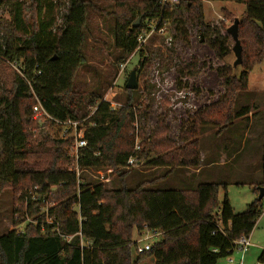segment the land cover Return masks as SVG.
<instances>
[{"label": "trees", "instance_id": "obj_1", "mask_svg": "<svg viewBox=\"0 0 264 264\" xmlns=\"http://www.w3.org/2000/svg\"><path fill=\"white\" fill-rule=\"evenodd\" d=\"M30 2L25 6L19 0H0V6L11 16L10 21H0V57L17 63L21 71L12 88L2 90L0 96V193L29 187L35 191L27 195L28 205L35 196L41 206L52 194L55 204L48 209V217L40 214L36 228L28 225L25 230L0 236V264H130L131 253L136 250L134 230L161 233V240L144 253L155 264H218L233 255L237 240L253 233L262 216L263 199L236 213L227 197L223 202L219 199L220 190H226L225 183L206 182L195 190H172L155 189L156 184L146 186L143 182L130 189L127 181L132 170H118L126 169L131 158L154 168L172 165L163 157L164 149L172 143L165 122L158 120L150 138L141 129L143 152L138 157L135 137L126 129L135 123L141 125L147 117L148 106L133 104V95H140V91L127 90L124 106L113 110L110 103L102 101L101 92L79 89L76 76L85 63L89 10L114 17L112 35L116 50L121 52L116 58L119 64L134 53H140L141 60L145 58L139 38L150 33L152 22L160 23L158 30L170 22L177 31L176 38L187 44V25H198L207 45L222 59L228 53L229 37L205 22L204 2L241 4L245 14L238 28L239 40L244 37L242 29H249H245L247 41L241 44L242 71L236 75L221 70L225 96L216 106L205 109L206 116L197 112L193 120L194 124L202 118L199 127L221 124L219 121L232 125L233 119H245L250 114L249 108L236 111L235 105L242 93L249 92L254 66L264 61V0H195L191 5L174 6H163L160 0H117L110 14L108 7L98 2L68 0L63 24L57 29L55 17L60 5L51 0ZM140 66H144L141 61ZM196 67L194 63L186 69L194 71ZM32 91L47 112L60 120H82L96 109L88 121L93 126L86 131L88 147L81 150L78 167L114 170L119 189L77 178L70 170L75 163L65 151L67 142L29 134V119L36 104ZM191 131L180 136L187 145L198 134L196 127ZM191 155L187 151L184 159ZM258 186L264 188V179ZM260 261L264 263V254Z\"/></svg>", "mask_w": 264, "mask_h": 264}, {"label": "rangeland", "instance_id": "obj_2", "mask_svg": "<svg viewBox=\"0 0 264 264\" xmlns=\"http://www.w3.org/2000/svg\"><path fill=\"white\" fill-rule=\"evenodd\" d=\"M87 1L105 5L109 14L112 13L110 9H114L117 2V0ZM19 2L25 6L31 4L30 0H19ZM51 2L60 5L55 17L54 29H57L63 24L62 14H65L64 8L68 0H51ZM193 2L195 0H180L168 6L180 3L191 5ZM244 12L245 6L234 2H204L205 22L220 30L222 35L229 37L228 53L222 59L217 57L207 45L206 36L201 33L198 25L192 23L187 25L190 38L187 44L181 38H176L177 31L170 22L163 23L161 30L157 28L158 22H152L149 26L151 31L146 34L142 45L145 58L141 60L140 53H134L125 61L116 64V58L121 52L116 50L114 45L112 35L114 17L106 16L107 14L102 17L101 12L89 10L83 46L85 63L78 70L77 87L85 91L101 92L104 96L102 101L110 103L113 110H117L123 107L128 99L129 94L125 86L131 72L136 70L139 77V88L136 91L139 90L140 95L139 93L133 95V104L135 107L143 104L148 106V109L147 117L141 125L135 123L126 129L129 136L135 137L134 152L138 157L143 152L141 129L146 131V138H150L157 130L158 120H164L168 140L172 142L164 149L167 152L163 156L172 165L154 168L140 160L134 167L118 170L121 172L132 170L133 173L127 181L130 189L136 188L143 182L147 183L146 186L150 183L156 184L155 189L172 190H195L200 183L206 182L225 183L226 190L224 188L220 190L219 199L223 202L227 197L236 213L244 212L259 198L261 186L259 187L258 184L264 179L262 164L264 61L254 66L249 77V92L242 93L235 105L236 111L249 108L248 117L233 119L232 125H224V121H219L221 124L199 127L202 118L196 119L197 122L193 124L197 112L206 116L208 112L205 109L216 106L225 96L224 79L219 76L220 71H228L236 75L242 71V65L234 68L237 60L233 52L235 41L227 34V30L236 20L239 21V27L241 26ZM10 20L9 11L0 6V21ZM27 20H31V15H27ZM244 28L249 30L247 27ZM245 29H242L244 37L240 38L243 46L247 41L245 35L248 34ZM2 36L0 33V38ZM171 50L174 52L173 56L169 54ZM140 61L144 66H140ZM194 63L197 65L194 71L186 69ZM18 66L17 63L0 57V96L2 90L12 88L16 75H19ZM29 120L30 135L34 138L67 142L65 151L72 159L71 154L75 149L73 132L64 135L58 127L50 123L41 125L43 122L34 121L32 114ZM80 121L87 129L92 126L88 118ZM195 127L198 134L192 138L191 145L181 141V133L183 131L186 133L190 128L192 133ZM158 149L161 150V147ZM149 150L150 148L146 149L145 153ZM187 151L192 155L185 160ZM70 170L77 174L75 165ZM77 178H84L92 183L106 180L101 183H104L108 189L120 188L118 176L112 169L80 172ZM34 191L35 189L29 187L23 191L8 188L0 193V236L13 230L17 232L25 230L28 225L36 228L39 225L37 218L40 214L48 217V209L55 202L51 200L54 195L52 194L51 199L43 202L41 206L37 205L38 197H31V203L28 205L27 195L33 194ZM262 206V216L250 237L252 247L244 257L240 252L234 251L233 255L220 260L218 264H241L242 261L243 264H264L260 261L264 254V198ZM147 235L146 230L133 231L132 240L136 250L133 249L131 253L130 264H155L148 254H139L137 251L139 246L144 247L148 243L152 246L161 240L159 237L140 245L139 242Z\"/></svg>", "mask_w": 264, "mask_h": 264}, {"label": "built area", "instance_id": "obj_3", "mask_svg": "<svg viewBox=\"0 0 264 264\" xmlns=\"http://www.w3.org/2000/svg\"><path fill=\"white\" fill-rule=\"evenodd\" d=\"M161 4L163 6H168L169 4H176L179 2V0H160ZM165 23V22H164ZM160 23L158 22V25ZM158 28V27H157ZM161 30V29H160ZM3 35V34H2ZM146 35L141 36L139 38V42L141 43V46L143 45ZM19 74L21 75V71L18 69ZM38 75H41V72H38ZM32 94L36 100V104L34 105L32 109V118L34 121H42L43 123L41 125H44L46 123H50L51 125L55 126L56 128L58 127L60 132L64 135L69 134L70 132H73V137L75 139V149L73 150L71 154V158L75 162V167L77 171V175L79 176L80 172H88L90 170H80L78 167V161L80 158V152L82 149L88 147V141L86 139V131L87 128L83 127V123H81L80 120H72V119H67V120H60L52 115H50L47 110L42 106L40 101L38 100L37 96L35 93L32 91ZM96 109H91V115L88 117V120L90 117L95 113ZM93 126V124H91ZM134 165H137V159L136 158H131L128 163H127V168L134 167ZM72 171V170H71ZM106 180H103L101 182H105ZM28 201V200H27ZM147 236L143 238L139 243L140 245L142 243H148L152 239H158L161 236V233H155V232H148L147 231ZM251 242L249 238L247 237H241L240 239L237 240L236 242V249L235 251H238L245 256L246 252L248 249L251 247ZM151 249V244H146L144 247L139 246L137 248V251L139 254H144L148 252ZM243 264V261L241 262Z\"/></svg>", "mask_w": 264, "mask_h": 264}, {"label": "water", "instance_id": "obj_4", "mask_svg": "<svg viewBox=\"0 0 264 264\" xmlns=\"http://www.w3.org/2000/svg\"><path fill=\"white\" fill-rule=\"evenodd\" d=\"M140 20L136 22V26L139 24ZM238 28H239V21L236 20L234 25H232L228 30L227 34L232 37V39L235 41V47L233 48V52L237 58L234 68H237L238 66L242 65V46L241 42L239 40L238 35ZM202 43L204 40L202 39ZM125 88L129 91H136L139 88V77L138 72L136 70L132 71L129 77V80L125 86ZM259 200H262L264 198V188L259 189Z\"/></svg>", "mask_w": 264, "mask_h": 264}, {"label": "crops", "instance_id": "obj_5", "mask_svg": "<svg viewBox=\"0 0 264 264\" xmlns=\"http://www.w3.org/2000/svg\"><path fill=\"white\" fill-rule=\"evenodd\" d=\"M250 237H251V235H250ZM250 237H249V240H250ZM250 241H251V240H250ZM251 247H252V245H251ZM251 247H250V248H251ZM250 248H249V249H250ZM249 249H248V250H249Z\"/></svg>", "mask_w": 264, "mask_h": 264}]
</instances>
